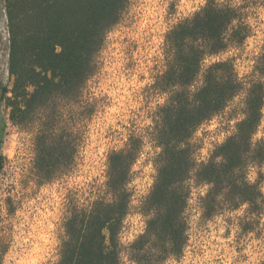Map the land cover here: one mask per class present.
I'll use <instances>...</instances> for the list:
<instances>
[{
	"label": "trees",
	"instance_id": "obj_1",
	"mask_svg": "<svg viewBox=\"0 0 264 264\" xmlns=\"http://www.w3.org/2000/svg\"><path fill=\"white\" fill-rule=\"evenodd\" d=\"M2 1L12 86L1 88L0 102L13 124L33 134L35 177L66 181L83 160L88 119L106 105L87 91V82L130 0ZM260 4L206 0L167 31L162 67L148 85L161 99L151 124L130 129L124 145L107 153L102 182L68 194L56 264L122 263L119 233L131 207L133 165L149 143L156 173L139 204L145 227L129 245L136 263L179 258L194 208L200 221L222 217L235 228L238 248L250 247L256 264H264V136H257L264 115V38L243 76L231 58L209 61L240 50L255 35ZM231 104L239 115L233 132L197 161L196 130ZM195 185L206 189L193 207Z\"/></svg>",
	"mask_w": 264,
	"mask_h": 264
},
{
	"label": "rangeland",
	"instance_id": "obj_2",
	"mask_svg": "<svg viewBox=\"0 0 264 264\" xmlns=\"http://www.w3.org/2000/svg\"><path fill=\"white\" fill-rule=\"evenodd\" d=\"M205 1H129L121 19L106 35L99 54L100 69L87 82V91L104 97L106 105L88 119L83 160L78 171L66 181L41 183L35 177L33 134L13 124L9 108L0 102V264H20L26 259L34 260L35 264L57 263L64 233L66 197L76 188L85 189L89 183L102 182L107 153L124 145L130 129L151 124L152 110L161 99L150 92L148 85L162 67L165 34ZM260 3L255 35L249 37L240 50L218 54L209 61L231 58L239 75L250 71L253 56L264 38V0ZM8 43L7 19L0 0V93L3 86H12L7 69ZM233 110L231 104L223 113L198 127L194 134L197 161L207 159L213 147L233 132L239 118ZM257 136H264V115ZM151 151L149 143L133 165L129 185L131 207L119 233L123 246L121 264H137L129 245L145 227L139 204L149 192L156 173ZM255 171L251 173L252 178L256 176ZM205 189L204 185L194 186L190 201L193 207L196 197ZM190 213L192 227L182 255L163 264H256L250 247L238 248L235 228L229 229L222 217L200 221L196 209L192 208Z\"/></svg>",
	"mask_w": 264,
	"mask_h": 264
},
{
	"label": "clouds",
	"instance_id": "obj_3",
	"mask_svg": "<svg viewBox=\"0 0 264 264\" xmlns=\"http://www.w3.org/2000/svg\"><path fill=\"white\" fill-rule=\"evenodd\" d=\"M55 241H53L54 243ZM20 264H35L34 260L32 259H26L20 262Z\"/></svg>",
	"mask_w": 264,
	"mask_h": 264
}]
</instances>
